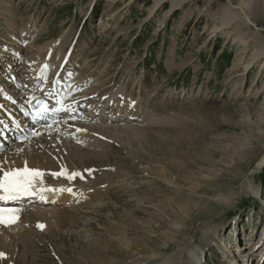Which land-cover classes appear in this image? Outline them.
Listing matches in <instances>:
<instances>
[{
    "label": "rangeland",
    "instance_id": "obj_1",
    "mask_svg": "<svg viewBox=\"0 0 264 264\" xmlns=\"http://www.w3.org/2000/svg\"><path fill=\"white\" fill-rule=\"evenodd\" d=\"M155 1L0 0V94L23 98L25 81L43 85L67 58L58 73L90 103L78 122H46L62 136L34 146L76 157L85 133L67 131L90 124L79 162L96 177L81 198L28 199V219L0 223L7 264H264V0ZM49 56L42 82L28 65ZM120 87L135 111L117 96L122 113L105 119L101 96ZM3 142L6 157L19 144Z\"/></svg>",
    "mask_w": 264,
    "mask_h": 264
},
{
    "label": "bare ground",
    "instance_id": "obj_2",
    "mask_svg": "<svg viewBox=\"0 0 264 264\" xmlns=\"http://www.w3.org/2000/svg\"><path fill=\"white\" fill-rule=\"evenodd\" d=\"M173 1L174 0H172L171 4L173 5V7H175L179 1L178 2H175V1L173 2ZM182 1H184V0H182ZM160 2H161V0H156L154 6L159 5ZM241 9L242 8L240 7V10ZM238 13L242 14V16L245 17V13L243 14L241 11L238 12ZM262 51L256 52L255 53L256 57H258L259 55H261L262 54ZM52 58L53 57L49 56L48 58H40V59H35V60H32V61L29 60L30 63H29L28 66L31 65L32 68L34 70H36L34 73L35 74H39L38 78L39 79L42 78V82H43L44 77H46V69H47V67L50 64H53V62H54V60ZM27 61H28V59L25 62H27ZM60 61L61 60H59L56 63L55 66H57ZM58 70H60L59 69V66L56 67V70H54L53 76L49 80L51 81V83L55 82L54 84H56L58 86V88L60 89V93H63L62 94L63 95V98H65L67 100L68 109L65 112H69V113L76 114L77 112L80 111V108L82 106H85V107L88 106V103L89 102L87 100H85V99H82L83 96H84L83 94H82L83 96H81V94H70L64 88V85L66 84V82H64V80L62 78V74H61L62 72L60 73L61 74L60 75L58 73ZM32 74H33V72H32ZM54 74L56 75V77H54ZM34 78H36V77H33V79H30V81H25L24 82V85L27 86V87H29L30 90H29V92H25V93H23L24 91H21V93H23V96H24L23 98H19L18 96L15 98V95L12 94V96L15 99H13V100H11L9 102L10 103L9 106H8L9 114L3 113L0 116V132H3L5 134H8L9 133V132H6L5 130H3V129H6V127H7V129L11 130L10 133L13 131V132L19 134L21 132L20 129H19L20 126H23L24 127V131H26V128H29L31 126H36V129L32 132V135H31V139L30 140H27L26 141V140L23 139L22 141H19V144L13 149V151H11L10 154H8V157H6L4 155L0 156V176H2L4 172H11V171H14V170H23L25 167H27V169H29V170H38L42 174L41 177H37V178L34 179L32 185L29 187L28 192H27V193H31L30 196H35L34 193H36V195H39L37 197V200L36 201H38V200L40 202L43 201V199H42L43 198V195L45 193H47V192L48 193H47L46 196H48L50 194V192H52V196H55L56 199H57V197H59V200H55V201L54 200H51V201H54L55 203L57 201L58 202L59 201H69V200H73L75 198H81V196H84V195H82V193L80 191H78V190H82V189L87 188V187H84V184H86L87 182H88V185L89 186H94L95 185L94 182H95V179H96L95 173H90L88 171L87 172H83L80 169V167H84L85 166V165L80 164V162H82L83 160H85V157L86 156H90V153L84 154L85 153L84 152V146H87V144L83 140V138H85L88 135V133H89L86 130L88 127L85 129V125H84V128H81V130L79 128L78 129H74L75 127H73L72 129H69L70 131H67V132H75V133L78 132V131H82V133H85L84 134L85 136L83 135L81 137H77V138L72 139V143H73L72 145L76 148L77 151L79 150V152H77V151L75 152V153H77V156L75 155L76 157H72L71 158V157L68 156L66 158V160L65 159L63 160V157H61V158L59 157L57 159V161H54L49 156V152H52V151H49V150H52L51 148H48L46 150L42 145H38L35 148L34 145L35 144H39L41 142V137L45 136L46 134H50V133H54V132L57 135H59V136H62V134L57 133V131H55L56 129L53 130L54 129L53 126H52L53 129H51V130L49 129L50 131L49 130L47 131L45 129L46 122H43V120L40 119L42 115H39V114L38 115H35L34 118H33V121H29V122H28L27 119H23L24 118V115H26V113L28 111V106L33 104V96H32L33 94L32 93H34V92L38 93L39 92L38 90H36V87L39 85V82H37V80L34 79ZM11 85H13V87H11ZM11 85H10V87L13 88V90H16V89L17 90H21V88H18V82H15V83L14 82H11ZM16 85H17V87H16ZM69 85H70L69 86V88H70L71 85H72V82ZM78 87H80V84H79ZM58 88L56 90H58ZM117 91H119V92L118 93L117 92H114V93H106L105 96H101V99L102 98H105L106 99V105H107V108H109V111L107 112V114L109 116H111V117L113 116L114 118L116 117V115H114V113H117L118 112L117 115H120L119 114L120 112L122 113L121 110L120 111H113V110L110 111L111 106L114 105V104L116 105L117 102H119L116 99L117 96L118 97L120 96L121 97L120 100H122L123 102L130 103L131 109H132V107H133V105H134V103L136 101V100H133L131 102L130 101H127L128 96L126 97L125 95L122 94V92L124 91L123 90V87H120ZM104 93H102V94L104 95ZM47 95H52V94H50V90L47 91ZM98 98L100 99V97H98ZM5 100H6V98H5ZM4 105L5 104L3 103V106ZM127 105H129V104H127ZM18 110L20 111V113H22V116H20L16 120V122H14L15 121V118H16V116L18 114ZM133 111H135L134 107H133ZM75 116H77V115H75ZM12 119L14 121H12ZM68 127H70V126H68ZM93 127L94 126H92V125L89 124V128L88 129H91L92 130ZM65 129L63 131H61V133H63V134L66 133V130ZM78 135H80V134H78ZM8 138H10L9 134L5 136V139L6 140H8ZM1 146L2 145L0 143V148H1ZM7 153H8V151H7ZM54 157L55 156L53 155V158ZM7 158H10L11 159L10 162L7 161ZM262 163H264V157L258 163V167L261 166ZM70 166H72V167H70ZM57 168L59 170L56 171V173L52 171V170L57 169ZM62 170L64 172V175H62L60 177L58 175H54V174H57L58 172H61ZM74 171H76L77 173H79V175L78 176H75L73 178H69V176H71V174ZM69 181H73V183L71 182V183L68 184ZM67 185H70V186H73V187L70 188ZM76 187H80V189L77 188L78 190H76L75 189ZM49 189H58V190L52 191V190H49ZM59 189H71V191L69 192V191H66V190H59ZM4 195H8V194L5 193L3 190H0V196H4ZM99 198H101V197H99ZM22 199H25L26 200V198H22ZM3 201L6 202V203H8V204H11V205L10 206H0V209L3 210L2 213L7 212L8 215L13 216L14 218H23L24 219L25 217H27V219H28V215H30L31 211L26 210L24 207H20L21 206L20 205L21 204L20 202H17L15 199L14 200L13 199H3ZM1 203H2V199H0V205H1ZM12 204H18V205H12ZM95 210H96V208H95ZM108 210H110V209H108ZM38 211L41 212L42 210L40 209ZM53 211H54L53 213L55 215L56 214L57 215L60 214L62 218L64 216H69L70 217V211H68V210L67 211L66 210L65 211H62V210L59 209V211H57V210H53ZM2 213H0V214L2 215ZM41 213H45V212L43 211ZM101 213H103V212H101ZM1 225H5V224L1 223ZM1 225H0V227H1ZM7 226L9 227V225H7ZM111 229H109V230H111ZM104 232H105V230L103 231V233ZM5 236H3V237L5 238ZM100 251H101V249H100ZM180 252H181V250H180ZM94 254H95V252H94ZM98 257H99V255H98ZM87 258H86V260H87ZM92 258H93V256H92ZM0 264H7V262H6V260H4V259H2L0 257ZM99 264H106V263H103L102 262V263H99Z\"/></svg>",
    "mask_w": 264,
    "mask_h": 264
},
{
    "label": "snow or ice",
    "instance_id": "obj_3",
    "mask_svg": "<svg viewBox=\"0 0 264 264\" xmlns=\"http://www.w3.org/2000/svg\"><path fill=\"white\" fill-rule=\"evenodd\" d=\"M55 83V82H53ZM54 175H64L63 170L59 174ZM79 173H72L69 178H73L78 176ZM42 174L38 170H29L25 167L23 170H14L11 172H4L2 176H0V190H3L8 195L0 196V199H14L15 196L12 195L14 193L19 194H27L29 187L32 185L33 181L37 177H41ZM52 191H56L58 189H49ZM71 191V189H59ZM3 210L0 209V213ZM15 220L14 217L5 218L0 215V223L3 224H11ZM38 227H43V225H38ZM0 256H3V253H0Z\"/></svg>",
    "mask_w": 264,
    "mask_h": 264
}]
</instances>
